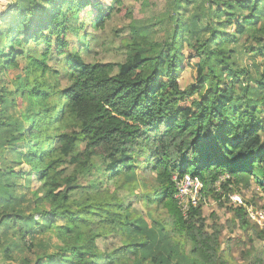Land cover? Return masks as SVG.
Returning a JSON list of instances; mask_svg holds the SVG:
<instances>
[{"label":"trees","instance_id":"obj_1","mask_svg":"<svg viewBox=\"0 0 264 264\" xmlns=\"http://www.w3.org/2000/svg\"><path fill=\"white\" fill-rule=\"evenodd\" d=\"M104 1L19 0L0 17V246L28 238L24 264H226L222 227L184 211L174 178L264 192V0H173L169 39L133 25L123 62L92 64L69 39L105 26ZM130 195L163 219L151 210L150 225ZM235 218L257 227L242 208Z\"/></svg>","mask_w":264,"mask_h":264},{"label":"rangeland","instance_id":"obj_2","mask_svg":"<svg viewBox=\"0 0 264 264\" xmlns=\"http://www.w3.org/2000/svg\"><path fill=\"white\" fill-rule=\"evenodd\" d=\"M19 0H0V17L5 14L8 7ZM172 1L173 0H122V3H117L116 0H105L103 3L109 9V16L105 18V26L94 28L89 26L86 32H80L79 37L72 39L70 36V43L74 44L73 50H79V45H83L82 55L89 63H119L123 62L125 58V46L131 42V26H146L153 32L158 40H167L172 35V24L168 16L172 15ZM81 17H84L82 15ZM90 22L92 19L89 20ZM245 39V38H243ZM40 53L45 51L44 45H37ZM244 62L250 65L252 60L247 56L244 57ZM257 63H261L262 57L255 58ZM56 52L50 54L49 63L52 70L59 73V80L63 88L70 85V73L64 63H58ZM21 66L26 65V62L21 60ZM20 72L18 70L9 73L8 79L12 80ZM192 73H185L181 80L182 87L187 86L191 80ZM9 88L13 90L10 83ZM24 106L23 110L27 111ZM99 179H102L99 173H96ZM190 179V180H189ZM176 187L179 191L176 198L184 211L187 210L189 204L200 205L202 207V215L206 220V231L213 232V227H222L220 237V255L225 260L226 264H250L255 258L259 259L257 264H264V241L255 238L254 231H261L264 227L251 226L243 228L241 222L235 218V210L242 208L247 213L249 209L254 208L257 211L264 210V192L256 183L252 182L249 188H244L241 185L229 186L233 193H229L221 185L227 181V177H222L220 182L216 185V192L213 194L202 192L201 185L193 182L188 176L187 180L178 182L174 178ZM86 183L87 180L81 181ZM39 187L37 182H33L32 188ZM231 197V200L229 198ZM126 203H133L132 211L136 209L138 213L142 214L145 220L152 225L150 221V212L154 210L155 206L147 207L144 203L138 202L132 195L130 197L124 196ZM128 199V200H127ZM152 210V211H151ZM164 210L160 212L153 211L159 220L163 219ZM248 215V214H247ZM51 238L48 235L37 236L31 245L35 244H49ZM116 245L119 243L118 239L112 240ZM13 247H20V252L17 249L13 250L12 246H0V264H24L26 257L30 259L33 257L35 248L30 251L28 248L29 241L22 239L21 236H15L11 239ZM100 247L105 248L106 244L100 242ZM189 249V247H188ZM51 253L52 250H45ZM11 253V259L5 258L3 254ZM183 258L177 257L172 264H187L183 262ZM34 261V260H32ZM165 263V257H164Z\"/></svg>","mask_w":264,"mask_h":264},{"label":"built area","instance_id":"obj_3","mask_svg":"<svg viewBox=\"0 0 264 264\" xmlns=\"http://www.w3.org/2000/svg\"><path fill=\"white\" fill-rule=\"evenodd\" d=\"M187 179H188V176H186L184 180H187ZM191 180L193 182H196L197 184H199V182L197 180H193L192 178H191ZM247 214H248V217L250 218V220L252 222L256 223L260 227H264V210L257 211L254 208L249 209V207H248Z\"/></svg>","mask_w":264,"mask_h":264}]
</instances>
